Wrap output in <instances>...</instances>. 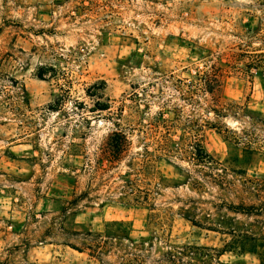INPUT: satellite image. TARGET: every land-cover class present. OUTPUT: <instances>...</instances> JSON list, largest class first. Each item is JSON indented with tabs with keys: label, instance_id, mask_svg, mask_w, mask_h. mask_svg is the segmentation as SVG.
Returning <instances> with one entry per match:
<instances>
[{
	"label": "rangeland",
	"instance_id": "374dc122",
	"mask_svg": "<svg viewBox=\"0 0 264 264\" xmlns=\"http://www.w3.org/2000/svg\"><path fill=\"white\" fill-rule=\"evenodd\" d=\"M263 115L264 0H0V264H257Z\"/></svg>",
	"mask_w": 264,
	"mask_h": 264
},
{
	"label": "trees",
	"instance_id": "16d2710c",
	"mask_svg": "<svg viewBox=\"0 0 264 264\" xmlns=\"http://www.w3.org/2000/svg\"><path fill=\"white\" fill-rule=\"evenodd\" d=\"M229 208L240 211L242 213L252 212L250 207L230 206ZM152 220L153 219H151L150 217L148 218V226H152L153 228L156 225ZM233 226L235 227V225ZM130 229L131 228L129 227V225L124 221H118V222L113 221V222H108L106 224L102 233L107 237L110 244H114L116 240L120 241L121 239L122 241V239H125L130 243V245L134 249L141 250L142 246L144 245L143 240L139 242H133L132 239L129 237ZM245 229L247 230H245V232L241 234L231 233L232 236L231 239L224 244L223 248L220 249L219 252L221 250H229L232 251L237 256H241L246 253L252 254L257 259V264H264V225H262L260 222L255 225H249ZM186 255L189 256L188 253ZM166 256H167L166 258L157 260L152 264H178V260L180 259V256H177L172 252L166 253ZM189 257L190 259L185 261L186 264H192L191 259L193 257L191 256ZM199 262L201 264H233L231 261L222 262L219 261L217 258L215 259L214 262H212L209 261V259L203 257L199 259ZM122 264H146V263L143 259L137 257V258H132L130 260L124 259V261H122Z\"/></svg>",
	"mask_w": 264,
	"mask_h": 264
}]
</instances>
